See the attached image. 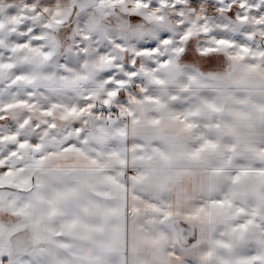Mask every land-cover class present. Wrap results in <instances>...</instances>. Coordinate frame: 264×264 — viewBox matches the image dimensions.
<instances>
[{
  "label": "snow or ice",
  "instance_id": "6c2138e0",
  "mask_svg": "<svg viewBox=\"0 0 264 264\" xmlns=\"http://www.w3.org/2000/svg\"><path fill=\"white\" fill-rule=\"evenodd\" d=\"M0 264H264V0H0Z\"/></svg>",
  "mask_w": 264,
  "mask_h": 264
}]
</instances>
